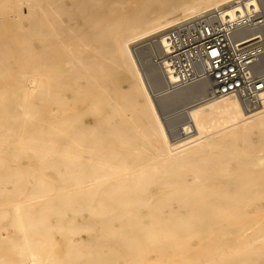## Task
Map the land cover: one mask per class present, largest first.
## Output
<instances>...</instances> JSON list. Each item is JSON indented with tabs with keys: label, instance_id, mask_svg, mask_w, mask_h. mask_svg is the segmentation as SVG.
<instances>
[{
	"label": "bare ground",
	"instance_id": "bare-ground-1",
	"mask_svg": "<svg viewBox=\"0 0 264 264\" xmlns=\"http://www.w3.org/2000/svg\"><path fill=\"white\" fill-rule=\"evenodd\" d=\"M235 1L0 0V264H264V89L161 113L133 49Z\"/></svg>",
	"mask_w": 264,
	"mask_h": 264
},
{
	"label": "built area",
	"instance_id": "built-area-1",
	"mask_svg": "<svg viewBox=\"0 0 264 264\" xmlns=\"http://www.w3.org/2000/svg\"><path fill=\"white\" fill-rule=\"evenodd\" d=\"M254 1L236 0L137 43L133 49L143 73L156 69L173 89L206 82L203 98L237 94L247 108L258 107L264 89V17L261 2Z\"/></svg>",
	"mask_w": 264,
	"mask_h": 264
},
{
	"label": "rangeland",
	"instance_id": "rangeland-1",
	"mask_svg": "<svg viewBox=\"0 0 264 264\" xmlns=\"http://www.w3.org/2000/svg\"><path fill=\"white\" fill-rule=\"evenodd\" d=\"M187 89V90H186ZM183 88V89H176L172 92L161 93L160 96H157L156 103L159 108V111L162 113L163 111H166V108H162V106L169 108H174L178 105L186 106L189 103H193L197 101L198 99L195 97L197 94H201L204 90L203 86H192L189 88ZM202 91V92H201ZM200 92V93H197ZM177 98V99H176ZM175 101V102H174ZM184 101V102H183ZM167 102V103H166ZM164 109V110H163ZM182 118V117H181ZM163 120V119H162ZM174 120V119H172ZM177 121V118L175 119ZM164 123V122H163ZM165 126V124H164ZM23 186L24 184L22 182H16V183H6V187H13V186ZM33 183L27 184V186H31ZM55 187H60V185H55ZM57 189V188H55ZM0 203V207H1ZM57 252L59 253L58 256H61L62 250L64 249V246L62 244H59L56 246ZM151 257V256H150ZM152 258V257H151ZM117 264H124L122 260H118Z\"/></svg>",
	"mask_w": 264,
	"mask_h": 264
}]
</instances>
